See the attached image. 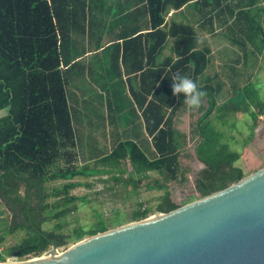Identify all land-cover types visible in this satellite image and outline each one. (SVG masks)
<instances>
[{"label":"trees","instance_id":"trees-1","mask_svg":"<svg viewBox=\"0 0 264 264\" xmlns=\"http://www.w3.org/2000/svg\"><path fill=\"white\" fill-rule=\"evenodd\" d=\"M114 1L0 0V202L11 215L7 230H26L19 243L0 250V261L13 253L40 254L52 244L58 247L110 228L114 220L109 223L99 215L87 228L77 225L61 231L63 224L58 219L73 209L69 204L86 200L68 192L78 184L71 180L76 175L123 171L120 161L128 160L131 170L125 181L134 188L154 170L161 178L148 180V189L166 188V180H186L179 162V146L185 134L174 126L173 117L174 110L185 103L183 93L177 97L172 92L176 74L191 77L205 92L206 104L198 107L201 114L194 128L195 154L203 164L194 177L198 196L245 175L235 165L239 152L222 141V133L209 119L222 88V82L215 81L216 73L201 78L210 63V47L198 45L199 37L191 23L164 21V16L170 8L179 9L191 1L199 8L208 5L202 16L225 26L227 38L246 58L252 51L248 43L253 50L264 45V30L258 11L253 9L257 0H236L233 4L227 0H127L126 6V1ZM204 2L208 4H201ZM148 16L151 28L142 23ZM120 20L129 23L111 38L107 28ZM104 32L111 38L106 46ZM167 46L169 54L163 55ZM100 47L109 53L107 58L96 53L86 65L84 54ZM122 74L127 75V88ZM233 93H241L253 107V130L264 113V99L250 81L234 87ZM125 100L130 106L121 116L128 121L139 111L151 148L146 151L134 138L115 133L112 148L95 155L104 151L103 147L91 144L93 135L83 140L73 123L80 122L82 114L91 123L89 114L95 110L100 111L99 118L105 124L104 102L107 122L115 121L113 110L123 113ZM223 107L229 109L228 104ZM75 147L87 148L86 158H92L94 165L84 162L75 166ZM54 179L66 182L60 189L52 188V194L62 193L57 204L63 205L57 208L55 204L53 211L46 201L49 194L45 183ZM179 205L166 189L154 207L139 205L128 221ZM53 218L57 219L53 228L42 227L45 220Z\"/></svg>","mask_w":264,"mask_h":264},{"label":"rangeland","instance_id":"rangeland-1","mask_svg":"<svg viewBox=\"0 0 264 264\" xmlns=\"http://www.w3.org/2000/svg\"><path fill=\"white\" fill-rule=\"evenodd\" d=\"M202 21L203 23L206 21L205 17H202ZM220 27L222 31L227 30L225 26L221 25ZM216 35L213 41L214 51L210 55V63L201 76L203 78L216 73L215 81L222 82V88L216 97V107L209 119L216 129L222 133V141L227 143L230 149L239 152L240 155L235 161V165L240 166L246 175L264 166V113L259 115L256 126L251 130L250 111L253 107L241 93L234 94L233 89L250 81L255 86L259 98L264 99V45L262 43L259 49H252L245 58L237 46L231 44L219 33ZM248 45L250 48L249 43ZM202 103L206 104V99L202 98ZM227 104L229 105L228 110L223 107ZM200 114L198 107L192 108L186 102L173 112L174 126L185 134L179 146V162L186 176L185 181L166 180V188L148 189L146 187L148 180L161 178L159 172L154 170L149 171L147 178H142L138 186L134 188L130 182L126 183L125 181L131 170L128 160L120 161V167L124 168L123 171L116 170L113 173L88 176L76 175L71 180L78 184L70 188L68 192L77 196H84L86 200L76 199L69 204L73 209L58 219L63 224L61 231H69L77 225L87 228L97 221L99 215L109 223L114 220L113 224L110 223V228L124 224L130 219L131 212L139 205L154 207L166 189L170 191L172 200L178 204L197 199L199 196L194 189V177L203 164L195 154L197 136L194 128ZM89 116L94 126L95 114L90 113ZM130 125L129 129L123 131V136L130 135L134 137L142 149L148 151L151 148V143L142 130L140 119L133 118ZM252 131V137L250 138ZM88 133L91 135L92 131L88 130ZM83 140L85 139L83 138ZM91 143L96 147L102 146L104 149V151H95L97 153L95 155L107 152L114 145L111 137L108 139L101 135L97 137V141L93 140ZM74 150L76 152V157L73 159L75 166H81L84 162L88 163L89 166L94 165L92 158H86L87 153H89L87 148H84L83 151L75 147ZM61 164L64 165V163ZM97 166L101 167L100 164H97ZM112 174L121 179L112 177ZM64 182H66L65 179H54L45 183L46 191L49 194L46 201L53 211L54 207L58 205V199L62 198V193L54 195L51 193L52 188L60 189ZM62 207L63 205L57 206V208ZM155 212L153 210L150 214L152 215ZM10 221V213L0 202V236H2L0 250L19 243L26 236V230L24 229H17L13 232L8 231ZM56 221L57 219L54 218L47 219L43 222L42 227L51 229ZM72 243H74V240H69L57 248L62 250ZM41 254H28L22 256V258L29 259Z\"/></svg>","mask_w":264,"mask_h":264},{"label":"water","instance_id":"water-1","mask_svg":"<svg viewBox=\"0 0 264 264\" xmlns=\"http://www.w3.org/2000/svg\"><path fill=\"white\" fill-rule=\"evenodd\" d=\"M0 264H264V166L169 211Z\"/></svg>","mask_w":264,"mask_h":264},{"label":"crops","instance_id":"crops-1","mask_svg":"<svg viewBox=\"0 0 264 264\" xmlns=\"http://www.w3.org/2000/svg\"><path fill=\"white\" fill-rule=\"evenodd\" d=\"M119 0H115L113 4H118ZM126 1V4L123 3V6L127 5V0H123V2ZM236 0H227V2L229 4H233V2H235ZM201 4H208L207 2L201 3ZM122 6V7H123ZM209 8V6H205V7H201L200 8L196 5V3L194 1H191L185 5H183L181 8L179 9H173L170 8L168 13H166L167 15L164 16V21H169L170 19H174L176 21H182V22H189L191 23L198 34V45L199 46H204V45H208L211 49V53L214 51V40L216 38V34L219 33L220 35H222L226 40L229 41V39L227 38L226 34H227V30H221V24L215 19L213 18L212 20H210L209 18L203 23L202 21V13H204L206 11V9ZM126 10H129L128 8H125ZM254 12L255 10L258 11V18L259 21L262 25V28L264 30V0H257V2L255 3V5L253 6ZM115 18V17H114ZM112 18V20L114 19ZM149 20V16L147 17L146 21L145 19H142V23L144 24V26L148 23ZM129 22L127 21H123L120 20L118 22H115L112 27V25H110V27H108L107 29H109L108 32H110V34L113 35V37L111 38H115V34L117 32H119L120 30H122L124 28L125 25H127ZM134 23V22H133ZM149 26V28H151V23L149 21L147 27ZM218 26V27H217ZM106 29V30H107ZM106 32V31H105ZM103 34V42L104 45L106 46L109 44V40H111L110 37H108V34ZM145 32V30L143 31ZM97 36H99L98 34L95 36V40H97ZM121 41V40H120ZM230 42V41H229ZM231 43V42H230ZM227 44V43H226ZM225 45V43H224ZM227 49V48H226ZM253 47L250 45V48L248 46V50H252ZM96 53H100L102 58L105 60L107 58V56L109 55V53L107 52V50L103 49V47H100L97 50L94 51H87L82 60L83 62H85L86 65H88L89 61L91 64V55H94ZM169 54V48L168 46L164 49L163 51V55H168ZM95 65L97 66L96 69L99 70V64L96 63V60H94ZM122 79L125 81V87L127 88V75L122 74ZM95 98L97 99V97L95 96ZM95 102V101H94ZM93 102V103H94ZM97 104V103H95ZM130 103L129 101L125 100V106L123 108V113L117 111V109L113 110L114 114L113 117H115V121H113V119H111V122H107L108 120V111H107V107L106 104L104 102V110H105V124L103 123V121L101 120L102 118H99L100 114L98 115V113H100V111H96L94 110L92 113L95 114L94 116V123H96L94 126L89 122L88 123V119L85 117H82L81 115V121L80 122H74L73 126L76 129V131L78 132V135L80 134V136L82 138H86L87 136L90 135V133H88V130L92 131L91 135L94 136V141H97V137L99 135L104 136V138H110L112 135H114L115 133H119L121 136H123V131L127 130L130 128V122L132 121L133 118H137L140 119L141 123H142V130L145 133L144 127H143V122H142V118L138 116L139 111H137L138 113L135 114V116H133L130 120L126 121L124 119V117L121 116V114L124 113H128L127 109L129 108ZM84 112V111H83ZM138 116V117H137ZM92 124V126H91ZM90 125V126H89ZM146 134V133H145ZM130 136V135H129ZM131 137V136H130ZM134 138V137H132ZM93 144V143H91Z\"/></svg>","mask_w":264,"mask_h":264},{"label":"clouds","instance_id":"clouds-1","mask_svg":"<svg viewBox=\"0 0 264 264\" xmlns=\"http://www.w3.org/2000/svg\"><path fill=\"white\" fill-rule=\"evenodd\" d=\"M173 95L179 97L183 93L184 101L192 108H197L202 103L205 92L198 87L196 81L186 75L176 74L172 79Z\"/></svg>","mask_w":264,"mask_h":264},{"label":"built area","instance_id":"built-area-1","mask_svg":"<svg viewBox=\"0 0 264 264\" xmlns=\"http://www.w3.org/2000/svg\"><path fill=\"white\" fill-rule=\"evenodd\" d=\"M18 260H24V259L22 258V256H18L17 254L13 253L7 255L3 261H18Z\"/></svg>","mask_w":264,"mask_h":264}]
</instances>
